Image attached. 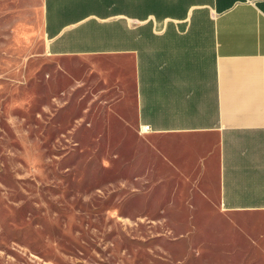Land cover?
I'll return each mask as SVG.
<instances>
[{
    "label": "crops",
    "instance_id": "1",
    "mask_svg": "<svg viewBox=\"0 0 264 264\" xmlns=\"http://www.w3.org/2000/svg\"><path fill=\"white\" fill-rule=\"evenodd\" d=\"M38 1L45 77L138 132L220 253L264 264V0Z\"/></svg>",
    "mask_w": 264,
    "mask_h": 264
},
{
    "label": "rangeland",
    "instance_id": "2",
    "mask_svg": "<svg viewBox=\"0 0 264 264\" xmlns=\"http://www.w3.org/2000/svg\"><path fill=\"white\" fill-rule=\"evenodd\" d=\"M38 7L0 0V264H248L138 132L45 77Z\"/></svg>",
    "mask_w": 264,
    "mask_h": 264
},
{
    "label": "built area",
    "instance_id": "3",
    "mask_svg": "<svg viewBox=\"0 0 264 264\" xmlns=\"http://www.w3.org/2000/svg\"><path fill=\"white\" fill-rule=\"evenodd\" d=\"M150 130V127L146 126L144 129H143V132H148Z\"/></svg>",
    "mask_w": 264,
    "mask_h": 264
}]
</instances>
